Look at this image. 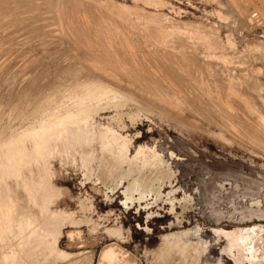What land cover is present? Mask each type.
<instances>
[{
    "label": "rangeland",
    "instance_id": "1",
    "mask_svg": "<svg viewBox=\"0 0 264 264\" xmlns=\"http://www.w3.org/2000/svg\"><path fill=\"white\" fill-rule=\"evenodd\" d=\"M262 126L264 0H0L12 264H101L114 247L136 264H264ZM136 179L154 193L131 204Z\"/></svg>",
    "mask_w": 264,
    "mask_h": 264
},
{
    "label": "bare ground",
    "instance_id": "2",
    "mask_svg": "<svg viewBox=\"0 0 264 264\" xmlns=\"http://www.w3.org/2000/svg\"><path fill=\"white\" fill-rule=\"evenodd\" d=\"M248 17V16H247ZM250 18H251V16H250ZM252 20H253V18H252ZM249 21H250V19H249ZM252 22V21H251ZM253 22H254V20H253ZM252 22V23H253ZM255 23V22H254ZM250 24V23H249ZM171 79H172V77L170 78V82H171ZM177 80V79H176ZM173 81H175V80H173ZM111 82V81H110ZM176 82V81H175ZM175 82H174V84H175ZM179 82V81H178ZM95 84V83H94ZM94 84H89V85H87L86 87H87V89L90 91V92H92V91H94V90H90V88L92 87V86H94ZM173 85V83H170V85ZM169 85V86H170ZM177 86L179 85L180 86V84H176ZM101 86H103L104 88H106V89H110V90H113L114 92H117V93H120L119 91H117V90H114V88H111V86L110 87H108V86H106V85H103V83H101ZM175 86V85H174ZM173 86V87H174ZM176 86V87H177ZM78 87V90L76 91V92H73V91H71V90H69V92H73V95L72 96H75L76 97V95L77 94H79V93H82V92H84V91H82V90H87V89H83L84 87L82 86V85H79V86H77ZM77 89V88H76ZM118 89V88H117ZM120 89V88H119ZM177 90H178V88H176ZM179 89H180V87H179ZM181 90V89H180ZM79 91H81V92H79ZM182 91V90H181ZM186 92V91H185ZM182 93H184V92H182ZM69 95H71V94H69ZM79 96V95H78ZM95 95H93V97H94ZM82 97H84V96H82ZM92 109V108H91ZM112 109V108H111ZM165 109V108H164ZM82 110V109H81ZM101 110H103V109H100V108H95V109H92V111H93V114H95V113H98L99 111H101ZM146 110H148V109H146ZM146 110H143V112H146V113H150V111H146ZM150 110V109H149ZM176 110V109H175ZM102 112V111H101ZM173 114V113H172ZM72 115V114H71ZM69 117V116H68ZM51 122H52V124H50V125H47V128H45L46 129V131H45V135L47 136V138H56V139H59L60 138V134H58L56 131H55V129L58 127V126H60V125H63L64 124V122H63V120H62V118H61V116L58 118V119H54V120H51ZM83 123V122H82ZM263 125V124H262ZM70 127V126H69ZM236 130H238V132L240 131L238 128H235ZM69 130H72L71 128H68V129H66V130H64V131H62V132H64L63 133V135H65V136H68L67 135V131H69ZM255 130L257 131V132H259V133H262L261 131H260V129H257V128H255ZM40 131H42L41 129L39 130V129H37L35 132H34V136L35 137H37V139L38 138H40L42 135H40V136H37L38 135V133H36V132H40ZM40 134V133H39ZM263 134V133H262ZM33 135V134H32ZM64 138H66V139H68L67 137H64ZM45 139V137L43 136V138H42V140H44ZM61 139H63V137H61ZM6 148H7V146L5 145V143L3 142V143H0V149H1V151H5L4 152V155L8 152V150H6ZM1 155V154H0ZM3 156V155H2ZM7 161H8V159H7ZM6 161V168L7 167H9V168H11V169H13L12 168V166H15V167H17L16 168V170L17 169H19L18 168V166H16L15 164H10V161H8L7 162ZM162 162H163V160H162ZM164 163V162H163ZM156 164H157V166H156ZM131 165V167H133L134 165H132V164H130ZM151 168H154L155 166L157 167V168H159V171L161 172V173H164L165 171L163 170V164L162 163H160V162H157V163H152V165L150 164L149 165ZM20 168H24V170L26 171H29V168L28 167H26V163H24V164H22V165H20ZM149 173H150V171H148ZM14 173L15 172H10L9 170H6V172H5V170H4V172H3V174L1 173L0 175H1V177L0 178H2V177H5V178H7L9 181H11L10 180V176H11V174H13L14 175ZM91 177V176H90ZM134 178V177H133ZM93 179V178H92ZM28 180H29V178L27 177V178H25V181H23L24 183L23 184H21V186H17L18 188L20 187L21 188V190L22 191H20L19 189H16V193L18 194V193H20L21 192V194L22 195H26V193H28L29 194V192H28ZM132 181V180H131ZM1 183V182H0ZM125 184V183H124ZM16 185V184H15ZM54 185V184H53ZM19 190V191H18ZM154 190L153 189H151L150 187L148 188V185H147V183L146 182H141L139 179H136V181L134 182V183H132V184H130L129 185V187L126 189V191H125V195L127 196V202H130L131 204H134V202L137 200V201H141V200H143V199H145L146 197H148L149 195H151L152 194V192H153ZM17 194L15 195V197H19V195L17 196ZM136 194V195H135ZM51 196H53V193L49 196L50 197V202H51ZM138 196V197H137ZM20 198V197H19ZM126 198V197H125ZM21 199V198H20ZM17 200H16V198L14 199V198H12V197H10V199H8L7 201H6V205L9 207V208H11V207H15L16 205H17V202H16ZM49 202V203H50ZM2 204L0 203V206H1ZM33 209H37V208H33ZM32 209V210H33ZM36 219V218H35ZM31 227V226H30ZM59 228V227H58ZM7 238V237H6ZM6 238H3L2 237V239H1V236H0V253H1V255L2 256H4L5 257V263L6 264H12V263H15V261H21V260H23V254L21 255V257L20 258H17L16 259V257H13V254H9V253H7V250L8 249H16L17 248V246H15V242H14V245H13V243H12V241H9L8 239H6ZM15 238V237H14ZM6 239V240H5ZM1 240H3V241H1ZM14 241H15V239H13ZM19 241V240H18ZM23 241V240H22ZM21 241V242H22ZM11 242V243H10ZM37 244V243H36ZM20 249V248H19ZM104 252L102 253V256H101V259H100V263L101 264H136L135 262L136 261H134V260H132L131 259V257L129 258V257H127L126 255V253L124 252V250L122 251L121 249H119L118 247H114V248H106V249H104L103 250ZM163 254L165 255V258H166V261L169 263L171 260H172V257H173V255L175 254V251H174V249L172 248L171 250L170 249H168V250H165V251H163ZM26 260V258L23 260V261H25ZM22 261V264L24 263ZM19 263H21V262H19ZM18 264V263H17ZM34 264V263H33Z\"/></svg>",
    "mask_w": 264,
    "mask_h": 264
},
{
    "label": "flooded vegetation",
    "instance_id": "3",
    "mask_svg": "<svg viewBox=\"0 0 264 264\" xmlns=\"http://www.w3.org/2000/svg\"><path fill=\"white\" fill-rule=\"evenodd\" d=\"M260 131L264 134V126H262V129ZM262 133L257 132V134H261V135H262ZM250 140H252V142L256 146H258L259 148L264 150V140L263 139L261 140L258 136L255 135V136H251ZM165 172H167V171H165ZM152 193H154V192H152ZM155 194H156V200H159L160 197H158L159 196L158 193H155ZM185 204H187V201H185Z\"/></svg>",
    "mask_w": 264,
    "mask_h": 264
}]
</instances>
